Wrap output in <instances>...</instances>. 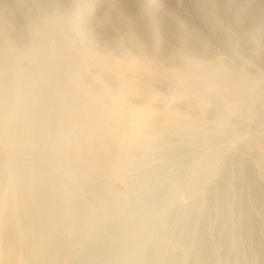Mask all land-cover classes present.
Masks as SVG:
<instances>
[{"label": "rangeland", "instance_id": "374dc122", "mask_svg": "<svg viewBox=\"0 0 264 264\" xmlns=\"http://www.w3.org/2000/svg\"><path fill=\"white\" fill-rule=\"evenodd\" d=\"M44 29L49 49L66 38L141 69L75 73L103 107L82 130L42 115L16 146L0 107V264H264V0H0V40L26 56L19 68ZM121 79L139 91L122 115L103 105ZM208 159L212 176L198 182Z\"/></svg>", "mask_w": 264, "mask_h": 264}, {"label": "bare ground", "instance_id": "6f19581e", "mask_svg": "<svg viewBox=\"0 0 264 264\" xmlns=\"http://www.w3.org/2000/svg\"><path fill=\"white\" fill-rule=\"evenodd\" d=\"M179 3V2H178ZM183 3V2H182ZM185 3V2H184ZM181 9L182 10H188L189 9V6L187 4L185 5H181ZM54 22V21H53ZM36 26V25H35ZM52 27V26H51ZM49 27V28H51ZM35 29V28H34ZM39 29V28H38ZM37 29V30H38ZM41 30V28H40ZM45 31L40 32L38 35L35 36V33H34V36H35V48L34 50L32 51V53L26 58V66L27 68L26 69H22V68H19L18 67V63L21 61L22 58L26 57L25 55L21 56H17L15 54V52L13 53V50H11V46L9 47L6 42L0 40V85L4 82H11L12 85H13V93L11 95H6V96H1L0 95V107L3 109V111L7 114V115H10V117L12 118V126L10 128V133L11 134V139H12V142L15 141L18 137L20 138V136L22 135H26V134H30L32 130H29L31 129L30 127V119H34V117H37L39 119L37 120H40L41 122V118H42V115H56V119L59 121H65V122H68L69 124H71L73 127H80L82 125H85L86 123L92 121L93 119H95V115H100V106L98 107L97 104L92 101V99H90L89 96H87L83 90L80 89V86L79 84L77 83L76 81V78H75V73L77 71H81V70H84V68L86 66H90V65H100L101 66H105V69L107 67H110V68H113L115 69L117 72L121 73L122 69H127V68H131L132 70H138L141 69L139 67H141V65L138 67V65L136 63H128L127 62V65L124 64L122 61L121 63L119 61H115L114 59H112L110 56H106L104 58H99L97 54L89 51L88 49H78V48H74V44H72L73 42L71 41H68L66 38H65V41H62L59 42V44L57 45V47L53 48V49H49L51 46L49 45L48 46V43L47 42L49 39V35L50 32L48 31V34L46 33L47 30L44 29ZM49 30V29H48ZM69 30V29H68ZM33 34V33H32ZM54 35V34H53ZM48 37V38H47ZM48 39V40H47ZM61 38H59V41H60ZM4 40V39H3ZM64 40V39H63ZM131 44V43H130ZM34 47V46H33ZM79 47V46H78ZM107 47V46H106ZM15 50V49H14ZM96 50V49H95ZM112 50V49H111ZM18 51V50H17ZM135 51V50H134ZM30 53V52H29ZM152 53V52H151ZM183 54V53H182ZM101 55V54H100ZM122 55V54H121ZM46 57H50L51 58V61H50V65L49 67L45 70V71H42V75H41V78H39V73H40V67H41V63L43 61V59ZM102 56V55H101ZM131 57V56H130ZM115 58V57H114ZM47 59V58H46ZM188 59V58H187ZM137 60V59H136ZM158 60V59H157ZM174 60V59H173ZM184 60V59H183ZM185 60H186V57H185ZM46 61V60H45ZM48 61V60H47ZM134 62V60L132 61ZM187 64H188V69L189 70H193V67L195 64H196V61H191V60H187L186 61ZM219 62V61H218ZM199 63V62H198ZM208 63V62H207ZM179 64V63H178ZM88 66V67H89ZM129 66V67H128ZM165 66V65H164ZM189 66L191 67V69L189 68ZM197 66V65H196ZM200 66V65H199ZM99 67V66H98ZM163 67V66H162ZM201 67V66H200ZM198 67V68H200ZM43 68V67H42ZM94 68V67H93ZM97 68V67H96ZM108 68V69H110ZM172 68V67H171ZM195 68V66H194ZM176 69V68H175ZM184 69V68H183ZM186 69V68H185ZM112 70V69H110ZM137 70V72H138ZM144 70V69H143ZM142 70V71H143ZM166 70V69H165ZM169 70V69H167ZM179 70V69H178ZM178 70H169V71H166L165 73L167 75H173V77H175L177 75V73H179ZM202 70V69H201ZM241 70V69H240ZM86 71V70H85ZM125 71V70H124ZM127 71H130V70H127ZM182 71H185V70H182ZM135 72V73H137ZM164 72V71H163ZM190 72V75H195L193 74L191 71ZM196 72V71H195ZM201 71H199L198 73H200ZM203 72V71H202ZM201 72V74H202ZM133 73V71H132ZM130 73V74H132ZM197 73V74H198ZM123 74V73H122ZM181 74V73H180ZM204 74V73H203ZM126 75V74H125ZM134 75V74H133ZM135 75H139V74H135ZM141 75V74H140ZM189 75V76H190ZM77 76V74H76ZM130 76V75H129ZM179 76V75H177ZM183 75H181V78H182ZM200 76V75H199ZM202 76V75H201ZM138 77V76H137ZM192 77V76H191ZM191 77L189 78L190 82L192 83H195L193 82L194 78H192L191 80ZM196 77V75H195ZM219 77V76H218ZM127 78V76H126ZM125 78V79H126ZM130 78V77H129ZM178 78V77H177ZM180 78V79H181ZM199 78L198 76L196 77V79ZM128 79V78H127ZM147 79V78H146ZM179 78L177 80H180ZM184 79V77L182 78ZM220 79V77H219ZM218 79V81H219ZM224 79V78H223ZM223 79H220L222 80L221 82H218V83H215L214 81L211 82V86L213 85V82H214V85L217 87V86H220V85H217L219 83L222 84L223 83H227L225 82V80ZM259 79V78H258ZM129 80V79H128ZM127 80V81H128ZM132 80V78H131ZM140 80V79H139ZM138 80V81H139ZM200 80V79H199ZM235 80V79H234ZM126 80H123L121 79L120 81V91L119 93L114 97L113 101L110 102L108 99V101H105V103L103 105L105 106H108V108H110L111 106L110 105H115L112 106L113 108H116V107H119V113L121 111V113H124L126 114V112H129V108L125 107L127 106L125 103L123 104V101H124V95L128 96V93L132 94L133 92L131 91H137V86L132 83V82H127ZM181 81V80H180ZM179 81V82H180ZM185 81V80H184ZM217 81V80H215ZM228 81V80H227ZM144 82V81H143ZM154 82V80H153ZM196 82L198 83V81L196 80ZM251 82V81H250ZM142 83V81L140 82ZM197 83L195 85H197ZM201 83V82H199ZM191 84V83H190ZM189 84V85H190ZM205 84V83H204ZM7 85V84H6ZM194 85V86H195ZM225 85V84H224ZM174 86V85H173ZM191 86V85H190ZM223 86V84H222ZM139 87V86H138ZM192 87V86H191ZM224 87V86H223ZM238 87V86H237ZM214 88V87H213ZM222 88V87H221ZM185 89V88H184ZM201 89V88H200ZM214 89H217V88H214ZM196 90V89H195ZM219 90V89H218ZM139 92V91H137ZM149 92V91H148ZM147 92V93H148ZM87 93V92H86ZM151 93V92H149ZM176 93V92H175ZM7 94V93H6ZM134 94V93H133ZM136 94V93H135ZM143 94V93H142ZM154 94V93H153ZM239 95V94H238ZM125 96V97H126ZM151 96V94H150ZM181 96V95H180ZM149 99V97H148ZM147 99V100H148ZM126 100V99H125ZM128 100V99H127ZM197 100V99H196ZM228 101V100H227ZM97 102V101H96ZM99 103V102H97ZM140 103V102H139ZM147 103V102H146ZM101 106L102 103H100ZM98 104V105H100ZM136 104V103H135ZM104 106V107H105ZM107 108V107H106ZM129 109L127 111V109ZM189 108V107H188ZM194 108V107H193ZM143 109H141L142 111ZM151 111V110H150ZM120 113V114H121ZM131 113V112H130ZM137 113H139V111H137ZM136 113V115H138ZM116 114V113H115ZM123 114V115H124ZM122 115V114H121ZM132 115V114H131ZM143 115H150L149 111L148 110H145L143 112ZM152 115V114H151ZM134 116V115H133ZM154 116V115H153ZM95 117V118H94ZM149 117V116H148ZM137 118V117H136ZM44 120V117L42 118ZM54 120V119H53ZM154 120V119H153ZM35 121V120H34ZM96 121V120H95ZM64 124V123H63ZM29 125V126H28ZM148 125V124H147ZM41 126V125H40ZM91 126V125H89ZM88 126V127H89ZM38 127V126H37ZM36 127V128H37ZM42 127V126H41ZM82 127H85V126H82ZM80 127V129H85V128H82ZM92 127V126H91ZM40 129V127H39ZM78 129V128H77ZM142 130V129H141ZM86 131V130H85ZM36 132V131H35ZM33 132L32 134L34 135ZM82 132V131H81ZM38 132H36L35 134H37ZM41 133V132H40ZM85 133V132H83ZM89 133V132H88ZM92 134H94V132L91 131ZM31 135V134H30ZM30 135H27L30 137ZM91 135V134H90ZM92 136V135H91ZM94 136V135H93ZM92 136V137H93ZM97 136V135H96ZM99 136V135H98ZM102 136V135H101ZM10 137V136H9ZM25 137V136H23ZM21 137V138H23ZM32 137V136H31ZM38 137V136H37ZM95 138V137H94ZM98 138V137H97ZM103 138V137H101ZM100 139V138H99ZM19 140V139H18ZM16 140V141H18ZM102 140V139H100ZM104 140V138H103ZM112 140V139H111ZM110 138L108 141H111ZM16 141L14 142V144L16 143ZM115 141V139H114ZM24 142V141H23ZM106 141H104L103 143L105 144ZM112 142V141H111ZM106 142V144L108 143V147H111V149L113 150V152L115 151V148H116V145L115 143L116 142ZM19 143V142H18ZM9 144V143H8ZM22 144V143H21ZM16 145V144H15ZM118 145V144H117ZM120 145V144H119ZM123 145V144H122ZM17 146V145H16ZM127 146V145H126ZM118 147V146H117ZM122 147V146H121ZM120 147V148H121ZM114 148V149H113ZM118 148V149H120ZM121 151V150H120ZM14 152V151H13ZM111 152V153H113ZM122 152V151H121ZM91 153V152H90ZM93 153V152H92ZM120 153V152H119ZM15 154V153H14ZM13 154V155H14ZM18 154V153H17ZM12 155V154H11ZM116 155V154H115ZM15 157V156H14ZM104 158V157H103ZM10 159V158H9ZM14 159V158H13ZM96 161L98 158H95ZM217 158L215 157L214 160H216ZM101 160V158H100ZM98 160V162L100 161ZM107 160V163L108 165L112 166V162L109 164L108 162V159ZM95 161V160H94ZM103 162L104 159L102 160ZM114 161V160H113ZM212 164H213V160L212 159H208L204 165H202L203 167L201 171H199L198 173V178H197V181L198 182H201L203 180L206 181V179H208L210 176H212V172H211V167H212ZM114 167V166H113ZM118 167V165H117ZM26 168V167H25ZM196 170V168H195ZM194 171V170H193ZM20 174V173H19ZM28 174V173H27ZM17 175V174H16ZM26 175V173H25ZM19 176V178H21L20 175H17V177ZM27 176V175H26ZM26 176H24V179H27L25 178ZM16 177V176H15ZM37 177V176H36ZM18 178V179H19ZM30 178V177H29ZM14 179V178H13ZM20 180V179H19ZM39 180V179H38ZM35 181L33 183H36L38 182V184L36 183L37 187L39 185V190H40V187H42L40 184H42L43 181L40 182L39 181ZM15 181V180H14ZM29 181V180H28ZM26 180V182H28ZM220 180H218L216 184H214L215 186L213 187L212 189V193L213 195H217L220 191H221V188H222V185L221 182H219ZM25 182V181H24ZM40 182V183H39ZM46 182V180H45ZM197 182V184H198ZM33 183H29L32 187H34L35 184ZM193 183V182H192ZM223 183V182H222ZM22 184V182H21ZM27 183H25L26 185ZM35 185V186H36ZM28 187V184L26 185ZM25 186V187H26ZM203 186H201L202 188ZM30 188V187H28ZM255 190V189H254ZM29 192V190H27ZM32 191V190H31ZM25 193V192H24ZM38 193V192H37ZM40 193V192H39ZM36 194L38 197H41L40 194ZM33 194V193H32ZM211 195V196H213ZM26 196V195H25ZM254 196V199H256L257 197V192H255V194L253 195ZM37 197V200H40L39 198ZM36 198V197H35ZM36 200V201H37ZM22 202H24L23 200H20ZM41 201V200H40ZM22 202L20 204H22ZM39 203V201H38ZM26 206V205H25ZM24 207V206H23ZM20 212V211H19ZM54 216V215H53ZM57 216V215H56ZM57 219V217H56ZM24 220V219H23ZM58 220V219H57ZM56 220V222H57ZM46 221V220H45ZM55 222V223H56ZM54 223V221H53ZM27 224V223H25ZM22 225V224H21ZM29 226V225H27ZM39 226V225H38ZM31 227V226H30ZM47 227V226H46ZM34 228V227H33ZM40 230V229H39ZM41 231V230H40ZM39 232V231H38ZM35 233V232H34ZM151 233V232H150ZM46 234V233H45ZM49 234V233H48ZM40 236V235H39ZM51 236V235H50ZM49 236V237H50ZM149 236V235H148ZM8 237V236H7ZM7 237L5 239H7ZM48 238V236H46ZM46 237H45V240H46ZM161 237V236H160ZM159 237V238H160ZM40 237H38V240ZM155 239V238H154ZM10 240L9 237L7 240H5V243ZM12 240H14L12 238ZM45 240H43L42 242H45ZM49 240V238L47 239ZM117 240V239H116ZM144 240V239H143ZM160 240V239H159ZM15 241V240H14ZM14 241H11V243H13L14 245ZM16 242V241H15ZM50 242V245H51V240H49ZM48 242V243H49ZM149 242V241H148ZM155 242V241H154ZM162 242V241H161ZM9 243V242H8ZM8 243H6L7 245L6 246H9ZM34 243V242H33ZM46 246L44 244H41V246H45L47 247L49 244H47V242L45 243ZM11 245V244H10ZM11 245V246H13ZM143 245V244H142ZM141 245V246H142ZM10 246V247H11ZM43 246V247H44ZM65 246V245H64ZM130 246V245H129ZM140 246V247H141ZM203 246V245H202ZM3 247V246H2ZM44 249H47L45 248ZM139 247V248H140ZM115 248V247H114ZM119 248V247H118ZM6 249V248H5ZM7 249H10V248H7ZM52 249V248H51ZM138 249V248H137ZM161 249V248H159ZM199 249V248H198ZM11 250V249H10ZM10 250H6L8 252H10ZM139 250V249H138ZM45 251H48V250H45ZM57 251V250H56ZM59 251V250H58ZM8 252H7V255H8ZM5 253V252H4ZM3 253V254H4ZM201 260L203 262H205L206 258L208 257L207 256V253L205 251H201ZM6 254V253H5ZM31 254V253H30ZM47 254V253H46ZM162 254V253H161ZM1 255V254H0ZM6 255V256H7ZM157 256H158V253H157ZM53 257L54 261H56L54 255L51 256ZM3 257H1L2 259ZM199 258V257H198ZM47 259H50L47 258ZM51 260V261H53ZM59 260V259H58ZM157 260V259H156ZM44 261V260H43ZM50 261V260H49ZM53 261V262H54ZM44 262H47L48 261H44ZM44 262H40V263H44ZM52 262V263H53ZM58 262V261H57ZM74 262V261H73ZM39 263V264H40ZM47 263H44V264H47ZM51 263V262H50ZM61 263V262H60ZM202 263V262H201ZM206 263V262H205ZM38 264V262H37ZM154 264H159L158 261H155Z\"/></svg>", "mask_w": 264, "mask_h": 264}]
</instances>
